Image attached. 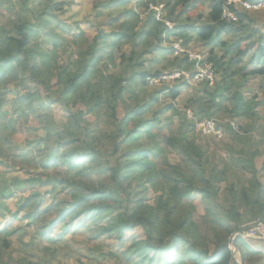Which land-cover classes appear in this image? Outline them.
Returning <instances> with one entry per match:
<instances>
[{
  "label": "trees",
  "instance_id": "1",
  "mask_svg": "<svg viewBox=\"0 0 264 264\" xmlns=\"http://www.w3.org/2000/svg\"><path fill=\"white\" fill-rule=\"evenodd\" d=\"M226 1L101 0L95 8L121 11L108 19L110 31L101 28L86 45L79 24L59 17L67 0H0L11 13L6 23L0 18V143L9 148L0 146V155H10L11 139L27 126L31 115L48 130L45 138L29 142L39 152V163L34 165L43 171L32 174L30 170L27 179L17 180L32 189L23 208L31 206L26 216L40 224L41 237H50L61 224L86 228L90 219L96 232L119 244L129 243L125 251L101 253V258L109 256L117 264L264 262L262 247H253L240 236L233 239L245 229L243 215L264 222V161L261 169L257 165L264 152L230 151L235 156L233 172L250 178L239 187H224L229 208L220 215L214 201L231 166L224 171L211 168L205 137L187 114L191 111L197 121L257 117L252 106H259L254 103L258 97L248 94L246 84L264 77V36L248 10L231 7L238 20L223 19ZM160 6L172 29L156 19L153 8ZM177 40L187 50L209 49L206 61L214 66V85L205 82L192 88L187 81L177 80L172 87H149L148 78L163 74L152 70L151 62L157 59L149 56L155 52L170 61L171 69L194 71L195 63L187 55L174 56ZM216 50L222 54L218 56ZM117 67L121 73H112ZM237 72L240 79L235 78ZM10 84L24 92L16 97L12 115L3 110ZM32 85L47 96L30 89ZM188 89L192 90L184 99L182 93ZM163 93L168 102L162 101ZM48 102L61 104L66 112V123L54 134L49 133L45 118ZM86 116L94 121L87 123ZM172 117L178 120L175 130H171ZM240 129L243 133L237 134L225 126L238 143H248L251 128L241 125ZM50 143L59 149L55 154L48 149ZM170 154L180 156L186 166L172 165ZM47 186L61 188L48 206L41 191ZM149 191L154 193L153 203L141 197ZM195 192L205 203L199 220L190 200ZM4 229L0 227V233ZM136 230L143 237L131 235ZM10 246L3 239L1 248Z\"/></svg>",
  "mask_w": 264,
  "mask_h": 264
},
{
  "label": "rangeland",
  "instance_id": "2",
  "mask_svg": "<svg viewBox=\"0 0 264 264\" xmlns=\"http://www.w3.org/2000/svg\"><path fill=\"white\" fill-rule=\"evenodd\" d=\"M100 1L101 0H67L64 11L59 14L62 20L79 24L80 28L85 32L84 34L87 39L86 45L87 42H90L92 38L97 35L101 28L105 31H110V29H108V19L117 16L121 11L115 8H108L107 10L95 8L96 4ZM257 4L258 9L248 11L250 12L248 16L256 21V27L259 29L260 36H264V0H259ZM7 6L6 4H0V18L3 23L8 21L11 14ZM58 33L60 34V30H58ZM226 37L227 36H224V39H226ZM67 39L69 43L66 45L70 50L71 40L68 36ZM172 39L174 40V38ZM198 52L202 53L205 59L209 56V49L207 48L199 49ZM215 53L218 56L222 54L220 50H216ZM149 57L151 59H157L151 62L153 72L174 70L171 69L170 61H163L159 53L155 52L153 56ZM162 66L167 67V69L163 70ZM121 70V68L117 67L112 68L111 72L121 73ZM235 78L240 79L241 73L237 72ZM52 84L55 85V80H53ZM35 87V85H32L30 89H38L42 96H47L41 87ZM246 87V91H249V95H257L258 97V100L254 103H258L259 106H252L257 113V117L254 120L245 121L243 119H238L233 121L238 123L240 127L242 125L246 128H251L250 132H253L250 139L251 141L249 140L248 143L245 144L238 143L235 135L225 130V127H223V139L205 138L208 147V155L211 160V168H214L215 171H224L227 166L233 165L232 160L235 156L230 155V151H233L232 149H251L264 152V77L250 79ZM53 90H56L55 86ZM191 90L192 89H188V91H184L182 97L186 99ZM9 91V102L3 106V110L12 115L13 104L16 97L24 95V92L19 88H15V84H10ZM161 99L163 102L169 101L165 93L162 94ZM48 104V112L45 118L50 123L49 133L54 134L56 131H60L63 124L66 123V112L64 106L61 104H54L52 102H48ZM32 110L36 114L35 110H38V107L34 105ZM119 111L120 114H122L120 109ZM168 115L170 116V113ZM225 119L226 118H218L217 120L222 121ZM85 121L87 123H92L94 119L91 116H86ZM172 122L175 124L172 125L173 127L171 130H175L178 125L177 118L172 117ZM47 132L48 130L44 128V125L39 124L36 117L31 115L27 126L19 128L18 134L11 139L13 149H10V155L5 158L0 155V227L1 229L5 228V231L0 233V264H117L115 260L109 256L106 259L101 258V253L107 254L116 251H125L129 247V243L119 244L114 238H109L104 234L96 232L90 219L87 220L86 228L81 229L74 226L67 228L65 224H61L58 228L53 230L50 237L43 238L39 234L41 228L40 224H36V219L27 218L26 215L30 212L31 206L25 209L23 208V203L32 189H30L28 185H19L18 182L27 179L29 177L28 171L30 170L32 174H39L43 171L41 166L34 165L38 162L39 152L33 149L35 144L29 145V142L37 138H45ZM0 146L6 151L9 150L7 147L8 145L4 143H0ZM55 147L56 145L50 143L48 149L55 154L59 150ZM47 155L46 153V157ZM26 156L29 159H33V162L27 159L25 160L24 157ZM167 158L172 165L184 164L182 163V158L177 154H170ZM21 159H23V162ZM26 161L31 162L33 166L29 167ZM263 161L264 156L257 161V165L260 169L262 168ZM184 166L186 165L184 164ZM233 171V166H231L227 182L222 186L221 193L218 198H216V201H214L215 207L220 215L229 208L226 201L227 197L229 198L227 193L228 190L225 191L224 187L226 185L239 187L241 184L246 183V178H250L249 174L241 175ZM41 191L45 199V205L48 206L50 205V199H53L57 193L60 194L61 188L57 186L56 189H53V187L47 186L42 188ZM65 191L67 193L69 190L66 189ZM141 197H145L148 202L153 203L154 193L149 191L147 194H142ZM190 200L196 206V218L199 220V218L205 214V203L197 192L193 193ZM241 213H243V210H241ZM254 219L255 217L251 218L250 216L243 215L242 223L245 225L244 227H247ZM5 232H11L12 235L7 237ZM131 235L143 237L141 230H136ZM3 239H7L10 242L11 246L9 249L1 248ZM249 244H252L253 247H262V249H264V241L251 240ZM97 248H99V250ZM237 256L240 259L238 253ZM259 264H264V262L262 261Z\"/></svg>",
  "mask_w": 264,
  "mask_h": 264
},
{
  "label": "built area",
  "instance_id": "3",
  "mask_svg": "<svg viewBox=\"0 0 264 264\" xmlns=\"http://www.w3.org/2000/svg\"><path fill=\"white\" fill-rule=\"evenodd\" d=\"M231 7L252 11L253 9H258V4H251L247 0H227L223 7V19L227 20L228 22H236L238 20L237 15L232 11ZM153 9L156 11V19L165 23L169 29H172L173 25L163 17L162 6ZM173 48L175 51V56L185 54L188 56L190 62L195 63V69L193 73L179 69L173 70L171 72H164L159 76L148 78L147 82L149 87H158L164 84L170 85L171 82L182 79L186 80L193 87H198L205 82H209L210 86L214 85L216 80L214 67L211 63L205 61L204 56L200 52L184 49L181 46V42H175L173 44ZM188 119L194 121L196 131L205 138H215L219 140L223 139V127L227 125L231 127V131L237 134H242L240 125L230 119H225L222 121L217 119L197 121L190 111H188ZM239 236L248 240V242L251 240L264 241V222L259 218L255 219L247 227H245L241 233H236L233 236V239L235 240ZM233 251L236 254L235 248H233Z\"/></svg>",
  "mask_w": 264,
  "mask_h": 264
},
{
  "label": "clouds",
  "instance_id": "4",
  "mask_svg": "<svg viewBox=\"0 0 264 264\" xmlns=\"http://www.w3.org/2000/svg\"><path fill=\"white\" fill-rule=\"evenodd\" d=\"M226 2H227V1H226ZM168 29H169V28H168ZM175 42H180V41L177 40V41H175ZM175 42H174V43H175ZM174 43H173V44H174ZM195 52H198V51H195ZM174 53H175V51H174ZM201 54H202V53H201ZM202 55H203V54H202ZM174 56H175V54H174ZM178 56H179V55H178ZM205 61H206V59H205ZM206 62H207V61H206ZM213 67H214V66H213ZM174 70H176V69H174ZM179 70H181V69H179ZM214 70H215V69H214ZM172 71H173V70H172ZM184 71H186V70H184ZM167 72H171V71H167ZM163 73H164V72H163ZM191 73H193V72H191ZM216 76H217V75H216ZM182 80H183V79H182ZM185 81H186V80H185ZM215 81H216V80H215ZM173 82H174V81H173ZM173 82H171L170 85H169V84H167V85L170 86V87H172ZM190 86H191V85H190ZM191 87H193V86H191ZM195 88H196V87H195ZM190 112H191V111H190ZM187 114H188V113H187ZM234 248L236 249V254L234 253V251H233V254H234V257H235L236 262L239 263L240 261H239V258H238V256H237V253H238V255H239V252L237 251V248H236V247H234Z\"/></svg>",
  "mask_w": 264,
  "mask_h": 264
},
{
  "label": "crops",
  "instance_id": "5",
  "mask_svg": "<svg viewBox=\"0 0 264 264\" xmlns=\"http://www.w3.org/2000/svg\"><path fill=\"white\" fill-rule=\"evenodd\" d=\"M261 87V86H260Z\"/></svg>",
  "mask_w": 264,
  "mask_h": 264
}]
</instances>
